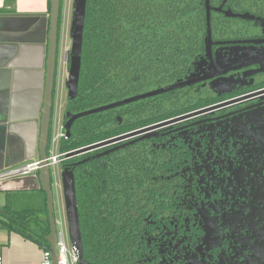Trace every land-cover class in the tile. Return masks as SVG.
<instances>
[{
  "label": "trees",
  "instance_id": "obj_1",
  "mask_svg": "<svg viewBox=\"0 0 264 264\" xmlns=\"http://www.w3.org/2000/svg\"><path fill=\"white\" fill-rule=\"evenodd\" d=\"M217 1L211 0V6ZM50 4L51 0L49 11ZM6 11L0 9V14ZM206 32L204 0H87L79 91L75 99H68L66 121L185 81L204 53ZM183 94L172 91L79 118L61 144V153L206 104L181 108L189 104L176 100ZM93 155L63 163L75 176L84 260L89 264H151L144 237L149 224L159 217L157 208L170 196L162 155L151 150L150 141L89 160ZM75 161L81 164L72 165ZM16 192L0 190V224L48 249L46 193L38 191L44 195L40 206L16 209Z\"/></svg>",
  "mask_w": 264,
  "mask_h": 264
},
{
  "label": "flooded vegetation",
  "instance_id": "obj_2",
  "mask_svg": "<svg viewBox=\"0 0 264 264\" xmlns=\"http://www.w3.org/2000/svg\"><path fill=\"white\" fill-rule=\"evenodd\" d=\"M211 7L212 59L204 49L187 78L214 67L224 74L175 90L185 93L176 100L189 102L181 108L206 104L115 137L168 122L150 138L62 160H92L142 141L162 155L170 198L144 237L151 264H264V0Z\"/></svg>",
  "mask_w": 264,
  "mask_h": 264
},
{
  "label": "crops",
  "instance_id": "obj_3",
  "mask_svg": "<svg viewBox=\"0 0 264 264\" xmlns=\"http://www.w3.org/2000/svg\"><path fill=\"white\" fill-rule=\"evenodd\" d=\"M3 8L7 11L0 14V173L40 161L50 14L49 0H0ZM70 49L64 42L59 62L67 76ZM38 174L2 182L0 190L39 191L27 178ZM23 246L34 252L24 254ZM2 256L3 264H39L43 249L17 233L10 245L2 246Z\"/></svg>",
  "mask_w": 264,
  "mask_h": 264
},
{
  "label": "water",
  "instance_id": "obj_4",
  "mask_svg": "<svg viewBox=\"0 0 264 264\" xmlns=\"http://www.w3.org/2000/svg\"><path fill=\"white\" fill-rule=\"evenodd\" d=\"M206 5V22H207V32L205 37V58L212 59V31H211V11L214 10L211 7V0H204ZM86 8L87 0H76L75 1V12H74V21L71 27V38L72 45L69 51V72L67 76V87L69 89V98L75 99L79 91V82H80V71H81V56L83 49L84 41V30H85V21H86ZM217 10H221L217 9ZM231 16V14H228ZM63 19V0H51L50 4V14H49V34H48V54L46 61V83H45V93L43 99V108L41 110V129H40V138H39V154L40 161L42 162L41 167L38 171V176L27 177L28 179L32 178V181L37 185L36 190L40 188L47 195V207L48 215L50 221V234L47 236V243L49 244L48 249L52 253L54 263H57L58 254H57V229L56 222L54 217V200L52 193V177H51V168L47 162L49 153L48 146L50 141V126L52 120L53 106H54V91L57 75L59 74V48L61 43V27ZM206 62L203 58L197 66L202 65ZM223 71L216 70L210 74H203V77H199V74H193L188 80H185L180 83H176L161 89H157L142 95H138L117 103H113L104 107L96 108L90 111H86L80 114H77L70 118L66 125V134L70 135L71 127L75 120L90 116L93 114L101 113L110 109L118 108L130 103H134L140 100H144L150 97H155L165 93H169L175 90L184 89L190 86H193L199 82L209 80L218 76L223 75ZM201 75V74H200ZM168 122L158 124L149 129H144L136 131L118 138L107 140L94 144L92 146L84 147L66 154L67 158H71L86 152L102 148L114 143H118L123 140H127L133 137L143 135L141 139L150 138L154 133H148L156 128H159ZM107 154V153H104ZM102 154V155H104ZM78 164H81L79 162ZM77 164V165H78ZM64 183L66 190V198L68 203V209L70 214V225H71V234L73 245L78 249L79 252V263L78 264H89L83 258V242H82V233L80 226V217L78 210V201L76 193V183L74 172L69 168L64 169ZM34 190V189H33Z\"/></svg>",
  "mask_w": 264,
  "mask_h": 264
},
{
  "label": "rangeland",
  "instance_id": "obj_5",
  "mask_svg": "<svg viewBox=\"0 0 264 264\" xmlns=\"http://www.w3.org/2000/svg\"><path fill=\"white\" fill-rule=\"evenodd\" d=\"M75 1L76 0H69L68 2V15L66 21V28L67 27L68 28H67V39L65 41V47L67 45L69 48H71L72 45V38H71L72 36L70 30L74 21ZM63 7L65 8V5ZM59 46H60L59 48V62H60L63 48L61 43ZM61 66L62 64L61 65L59 64L60 71L58 72H60L59 76L62 83L58 94L59 108L57 114H58L59 122L61 123V125H63V122L67 117L66 108L69 99V89L67 87L68 79H67L66 71L64 69V71H62L61 73ZM61 144H62V140L59 139L57 141V144L54 146V149L52 145H50L48 148L49 155H54V154L58 155L59 153H61ZM51 177H52L51 186H52V193L54 200V217L56 222V229L58 233L61 232L64 233L66 245L68 247V250L71 251L73 247V240L71 234L70 214L68 209L65 183H64V166L62 162L51 168ZM9 181H7V183L12 182ZM13 197L17 199L14 205V208L16 209H20L23 206L36 208L41 204H43V200H44L43 194L33 190L16 192L13 194ZM3 203L4 200L1 201V204ZM16 234H17L16 232H10L6 227H3V225L0 224V248H2L3 245L6 246L10 245L11 237H13V235ZM21 250L24 254L28 253V255L34 252L32 248L26 246H23Z\"/></svg>",
  "mask_w": 264,
  "mask_h": 264
},
{
  "label": "built area",
  "instance_id": "obj_6",
  "mask_svg": "<svg viewBox=\"0 0 264 264\" xmlns=\"http://www.w3.org/2000/svg\"><path fill=\"white\" fill-rule=\"evenodd\" d=\"M68 2L69 0H63V6L65 8L63 10V19H62V27H61V45L64 48L65 42V33H66V19H67V11H68ZM60 72L57 75L56 83H55V91H54V106H53V113H52V120L50 126V141L49 146L52 145L53 149L54 146L57 144L59 139L65 140L68 136L65 133V128L58 119V94L61 87V80H60ZM54 119V120H53ZM48 146V147H49ZM67 153H59L58 155H49L47 162L50 168L56 166L57 164L61 163L63 158L66 157ZM42 162L38 161L33 164H27L21 167H16L9 171H4L0 173V183H4L11 179L19 178V177H26L30 176L33 173L39 171ZM57 254L58 259L57 263H54L52 253L49 249L43 250V257L42 261L39 264H78L79 263V252L78 249L73 245L72 250L69 251L66 245L64 233L57 232ZM0 264H3V256H2V248H0Z\"/></svg>",
  "mask_w": 264,
  "mask_h": 264
}]
</instances>
